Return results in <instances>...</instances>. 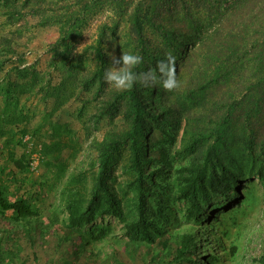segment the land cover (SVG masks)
I'll use <instances>...</instances> for the list:
<instances>
[{
	"label": "rangeland",
	"instance_id": "rangeland-1",
	"mask_svg": "<svg viewBox=\"0 0 264 264\" xmlns=\"http://www.w3.org/2000/svg\"><path fill=\"white\" fill-rule=\"evenodd\" d=\"M40 1L33 7L29 0H0V186L11 200L23 196L38 211L29 222H17L12 211L0 214V264H197L212 253L214 264H264V113L251 116L244 129V118L230 124L219 158L235 171L231 188L201 193L199 212L179 198L180 165L204 160L233 99L214 83L212 57L223 47L219 23L208 25L209 35L196 41L187 62L175 58L178 90L158 85L145 91L161 114L157 121L148 117L154 128L143 130L147 138L139 136L151 159L149 213L161 233L138 245L111 214L70 227L69 199L85 208L95 186L98 143L112 134L123 137L133 111L121 96L126 90L117 91L97 71L122 52L169 53L178 42L166 40L165 30L192 33L193 23L175 6L157 8L138 36L132 14L139 0H89L95 8L79 35L56 51L60 28L44 21L65 14L64 1ZM246 14L249 8L236 12L248 20ZM131 157L126 143L115 155L110 182L129 219L136 215ZM191 227L195 252L179 253L171 234ZM102 230L104 238L94 240Z\"/></svg>",
	"mask_w": 264,
	"mask_h": 264
},
{
	"label": "trees",
	"instance_id": "trees-1",
	"mask_svg": "<svg viewBox=\"0 0 264 264\" xmlns=\"http://www.w3.org/2000/svg\"><path fill=\"white\" fill-rule=\"evenodd\" d=\"M27 1V0H26ZM66 13L55 16L54 20L45 19V23L56 22L60 28V37L54 44L57 51L61 44L79 35L81 27L87 21V13L95 8L90 5L89 0H62ZM122 2L123 0H118ZM139 0L133 10V30L141 36L147 23L154 17L153 9L175 6L184 12L185 17L193 23L192 33L187 31L185 34L177 30H165L166 40L176 39L171 54L182 56L181 65L187 62L194 52L196 41H204L209 35L208 25L217 27L218 23L223 30V38L219 50L212 57V71L217 75L214 83L219 87L226 88L225 94L233 99L227 104L229 113L227 118L217 127L218 136L212 143L203 161H196L193 164L180 165L179 198L188 199L199 212L201 206L198 202L199 195H207L209 191H218L221 187L225 190L231 188V179L236 182L237 178L226 163L220 160V148L226 143L225 137L231 129L230 124L236 121L239 125L244 118L245 122L241 125L247 127V120L251 116L259 117L264 113V0ZM33 7L41 4L40 0H29ZM82 2V3H81ZM99 2V1H97ZM30 4V3H29ZM58 5V2L56 3ZM81 4V10L76 6ZM90 6V8H89ZM54 8V7H53ZM243 8L250 9L248 20L242 16H236L237 10ZM79 11V12H76ZM143 15V16H142ZM52 17V15H49ZM203 16V17H202ZM216 25V26H215ZM185 28V27H184ZM171 31V32H170ZM102 52V51H101ZM58 53V52H57ZM168 53V52H166ZM166 53H143L142 64L135 71L142 72L154 69L156 63L165 58ZM210 57V56H209ZM104 61L106 55L103 56ZM176 60V59H175ZM178 61L176 60V66ZM106 68H100L96 76H104ZM88 80V79H83ZM145 88L136 84L132 89L126 90L121 96L132 102V115L129 129L124 136L116 137L115 134L109 136L98 143V172L95 186L91 192L85 208L78 204L79 200L70 198L67 204L69 212L68 222L70 227L76 228L83 224L93 222L103 214H111L124 222L126 233L133 242L138 245L150 241L154 242V231L160 232L162 225L156 221V216L149 213V193L147 191L146 172L147 162H150L148 149L139 138L143 135V130L151 133L154 128V121H157L161 114L157 113L147 99ZM235 98V99H234ZM263 111V112H262ZM249 130V129H248ZM250 131V130H249ZM251 135L248 137L251 140ZM264 144V139L261 141ZM126 143L130 144L132 151V168L136 173L135 184V218L129 219L127 210L124 208L120 197L111 186L113 176V162L115 155ZM195 142L190 146H194ZM151 143L147 146L151 148ZM263 147V146H262ZM264 151V150H263ZM19 162V160H18ZM221 168V169H220ZM8 211L15 213L14 219L17 222H29L31 218L38 215L35 206L25 197L21 196L17 200H11L3 186H0V214L5 215ZM165 210L160 209L159 212ZM153 216V217H152ZM194 227L180 232H172L171 238L179 244V253L187 254L195 252L197 240L194 236ZM104 238V230L99 235L93 237L94 240ZM156 248L153 252L156 253ZM190 259V257L188 258ZM218 260L215 253L208 255L204 262L197 261V264H214Z\"/></svg>",
	"mask_w": 264,
	"mask_h": 264
},
{
	"label": "clouds",
	"instance_id": "clouds-1",
	"mask_svg": "<svg viewBox=\"0 0 264 264\" xmlns=\"http://www.w3.org/2000/svg\"><path fill=\"white\" fill-rule=\"evenodd\" d=\"M143 58L132 52H122L111 58L112 66L105 70L104 80L117 91H125L140 84L145 88L162 87L166 92L178 90L182 85L177 79L175 56L166 53L165 58L156 63L154 69L136 72Z\"/></svg>",
	"mask_w": 264,
	"mask_h": 264
}]
</instances>
